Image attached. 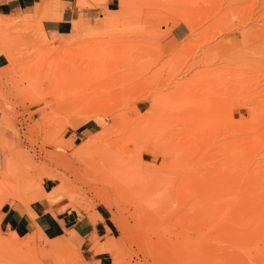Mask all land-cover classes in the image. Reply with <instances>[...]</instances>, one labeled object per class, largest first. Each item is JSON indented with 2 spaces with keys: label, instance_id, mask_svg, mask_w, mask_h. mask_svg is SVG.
<instances>
[{
  "label": "rangeland",
  "instance_id": "obj_1",
  "mask_svg": "<svg viewBox=\"0 0 264 264\" xmlns=\"http://www.w3.org/2000/svg\"><path fill=\"white\" fill-rule=\"evenodd\" d=\"M57 1L0 15V208L65 201L92 223L102 208L112 264H264V0L238 28L215 24L235 0H77L100 12L65 41L42 28ZM67 244L0 233V264H84Z\"/></svg>",
  "mask_w": 264,
  "mask_h": 264
},
{
  "label": "crops",
  "instance_id": "obj_2",
  "mask_svg": "<svg viewBox=\"0 0 264 264\" xmlns=\"http://www.w3.org/2000/svg\"><path fill=\"white\" fill-rule=\"evenodd\" d=\"M42 0H0L1 16H23L33 13L36 5ZM60 19L45 20L42 28L48 39L65 41L72 32V23L78 20L80 14L93 16L100 10L79 9L77 0H58ZM115 0H107L105 11L111 13L116 9ZM175 35L180 37L182 31L176 29ZM7 58L0 54V78L8 73ZM0 112V119H1ZM96 122L84 124L70 134H92L97 132ZM54 183L45 180L43 189L47 192L54 187ZM26 198V197H25ZM67 203L60 202L51 207L45 200L30 201H7L0 208V233L7 236L15 235L18 239H28L33 234L41 232L50 242L64 244L65 255L79 252L84 264H112L113 253L101 250V247L113 243L116 239V230L111 218L104 209H97L93 214L98 218L95 223L89 220V216L76 209L65 208ZM64 208V209H63ZM38 236V235H37Z\"/></svg>",
  "mask_w": 264,
  "mask_h": 264
},
{
  "label": "bare ground",
  "instance_id": "obj_3",
  "mask_svg": "<svg viewBox=\"0 0 264 264\" xmlns=\"http://www.w3.org/2000/svg\"><path fill=\"white\" fill-rule=\"evenodd\" d=\"M255 2V1H254ZM224 3V2H223ZM228 3V2H227ZM226 3V4H227ZM242 4H244V0H235V1H233V2H231L230 4H228L227 6H229V7H227V10L225 9L224 11H223V13H222V15H221V17H219L218 18V20H217V22L215 23V24H221V22H225V23H223V24H226V23H229L230 21H231V26L230 27H233V28H238L239 26H241L242 27V25L246 22V20L245 19H247L246 18V12H244V8L243 9H240L239 7H241L242 6ZM240 5V6H239ZM219 8L221 9V5L219 6ZM219 9V11H218V13H217V15L219 16V14L222 12V9L220 10ZM203 13V12H202ZM209 14V13H208ZM207 15V14H206ZM217 15H215V16H217ZM264 15V14H263ZM214 16V15H213ZM217 16V17H218ZM248 16V15H247ZM253 15H252V13H251V15L249 16V17H252ZM198 17H202V19H203V17H205V16H202V14L201 15H199ZM206 18V17H205ZM210 18V17H209ZM214 19H216V18H214ZM249 19V18H248ZM250 20V19H249ZM254 20H255V18H254ZM203 21V20H202ZM205 22V21H204ZM246 24H248V23H246ZM214 26V25H213ZM213 26H211L210 27V29L208 28L207 30H205L204 32L206 33V35H203L204 36V41L205 42H207V41H212L213 39H214V37L215 36H217L218 35V33L215 31L216 29H214V27ZM243 26H245V24L243 25ZM231 30V29H230ZM235 30V29H234ZM213 31H215L214 33H213ZM222 31V30H221ZM232 31V30H231ZM230 31V32H231ZM202 32V31H201ZM223 32V31H222ZM225 32V31H224ZM224 32H223V34H224ZM229 32V31H228ZM215 36H214V35ZM213 35V36H212ZM251 35V34H250ZM249 35V36H250ZM248 36V34H242V37H247ZM199 37V36H198ZM200 38V37H199ZM240 38H241V36H240ZM248 40H249V38H248ZM229 41V40H228ZM240 42H241V40H239ZM254 41V40H253ZM224 42V41H223ZM231 42V44H232V41H230ZM244 42V41H243ZM234 44V43H233ZM226 45V44H225ZM234 45H236V44H234ZM239 44H237L236 46H238ZM220 46V45H219ZM228 46V45H227ZM235 46V47H236ZM240 47H241V44H240ZM239 47V48H240ZM214 48V47H213ZM229 49V48H228ZM236 49V48H235ZM218 51V50H217ZM223 51V50H222ZM228 50H226L225 52H227ZM211 52H213V51H211ZM207 53V52H206ZM210 53V52H209ZM232 54V53H231ZM244 54V53H243ZM204 56V55H203ZM226 57V56H225ZM229 56H227V58H228ZM231 57V56H230ZM229 57V58H230ZM204 81V80H203ZM241 83V82H240ZM239 83V84H240ZM233 88V87H232ZM231 89V88H230ZM247 95V94H246ZM255 95V94H254ZM241 96V95H240ZM243 96V95H242ZM245 97V96H244ZM254 98V97H253ZM257 98V97H256ZM256 98H254V99H256ZM247 99V98H246ZM226 100H228V99H226ZM242 101H244V99L242 100ZM246 101V100H245ZM252 101H254L253 99L250 101L251 102V105H252ZM228 103H230V102H228ZM254 103H256V101H254ZM249 105V102L247 103V102H239V103H235V105H236V107L238 108V107H246V105ZM258 104V103H257ZM235 105L233 104V105H231L230 106V110L232 111V110H234V108H236L235 107ZM252 107V106H251ZM251 107H247L246 109H247V111L248 112H250V115L251 114H254L253 112L255 111V109L256 108H251ZM238 110V109H237ZM236 111V110H235ZM257 115V114H256ZM255 115V116H256ZM250 118H252V119H255V117H253V116H251ZM236 131H237V128H236ZM234 134V133H233ZM236 134V133H235ZM240 135V134H239ZM248 138V137H247ZM252 138V137H251ZM241 139V138H240ZM250 140V139H249ZM237 141V140H236ZM243 141V140H242ZM249 142H251V141H249ZM249 145H251V144H249ZM263 148V147H262ZM245 150V149H244Z\"/></svg>",
  "mask_w": 264,
  "mask_h": 264
}]
</instances>
